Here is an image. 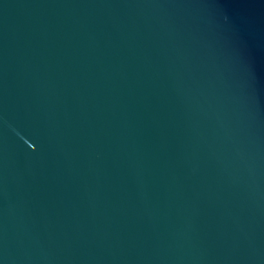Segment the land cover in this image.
<instances>
[{
	"label": "water",
	"instance_id": "95a60500",
	"mask_svg": "<svg viewBox=\"0 0 264 264\" xmlns=\"http://www.w3.org/2000/svg\"><path fill=\"white\" fill-rule=\"evenodd\" d=\"M0 264H264V0H0Z\"/></svg>",
	"mask_w": 264,
	"mask_h": 264
}]
</instances>
